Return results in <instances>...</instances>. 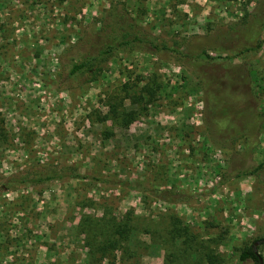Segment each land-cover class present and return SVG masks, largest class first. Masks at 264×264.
Listing matches in <instances>:
<instances>
[{
  "label": "rangeland",
  "instance_id": "1",
  "mask_svg": "<svg viewBox=\"0 0 264 264\" xmlns=\"http://www.w3.org/2000/svg\"><path fill=\"white\" fill-rule=\"evenodd\" d=\"M122 18L234 67L264 119V0H0V264H264V126L231 159L172 51L69 73Z\"/></svg>",
  "mask_w": 264,
  "mask_h": 264
},
{
  "label": "trees",
  "instance_id": "2",
  "mask_svg": "<svg viewBox=\"0 0 264 264\" xmlns=\"http://www.w3.org/2000/svg\"><path fill=\"white\" fill-rule=\"evenodd\" d=\"M116 22V26L105 24V34L100 37L98 45H93L91 50L85 52L79 60L74 61L69 73L89 71L101 64L112 55L119 47L141 45L146 51L155 54L160 50L172 51L183 58L192 59L198 70V75L203 92L206 96L209 113V134L212 141L234 156L239 154L241 160H246L259 145V134L264 126V119L257 107L254 97L250 93L248 83L241 80L234 67H227L218 63L207 54L205 48L191 52L190 48H171L164 42L155 38L139 34L134 31V25L125 20ZM246 47L245 50H249ZM204 56L203 58H200ZM95 77H93L94 79ZM261 166H254L250 170L241 169L236 176L248 173L258 174ZM38 178L35 181H40ZM260 254L255 251L253 245L246 247L238 256L237 264H242L251 259L258 264Z\"/></svg>",
  "mask_w": 264,
  "mask_h": 264
},
{
  "label": "water",
  "instance_id": "3",
  "mask_svg": "<svg viewBox=\"0 0 264 264\" xmlns=\"http://www.w3.org/2000/svg\"><path fill=\"white\" fill-rule=\"evenodd\" d=\"M257 242H255V244H256ZM255 251H256V249H255ZM257 252V251H256ZM259 262H260V264H263V262H262V258L261 257H259Z\"/></svg>",
  "mask_w": 264,
  "mask_h": 264
}]
</instances>
